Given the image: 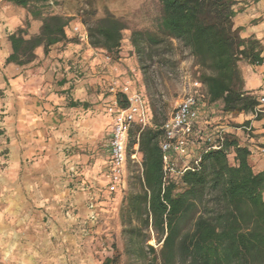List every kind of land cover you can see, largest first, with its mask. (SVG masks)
Returning a JSON list of instances; mask_svg holds the SVG:
<instances>
[{
  "label": "crops",
  "instance_id": "1",
  "mask_svg": "<svg viewBox=\"0 0 264 264\" xmlns=\"http://www.w3.org/2000/svg\"><path fill=\"white\" fill-rule=\"evenodd\" d=\"M241 1L235 26L242 28V37L263 39L264 0ZM76 3H47L52 5L47 11L72 18L66 29L69 41L53 45L48 54L38 47L36 59L20 66L7 62L9 35L27 19V37L38 34L42 21L26 8L0 0V256L9 264H105L121 236L124 191H108L113 117L106 107L114 97L108 91L110 80L123 73L117 67L122 64H115L123 58L107 60L108 51L90 45ZM130 69L140 80L137 68ZM243 75L248 90L260 89L262 81L249 87V73ZM222 117L227 122L221 127L241 144L247 140L244 130L226 125L228 119L250 120L251 141L264 143L262 124L250 114ZM198 137L196 133L192 148L201 152L205 143ZM250 160L256 171L264 169V151L255 150Z\"/></svg>",
  "mask_w": 264,
  "mask_h": 264
},
{
  "label": "trees",
  "instance_id": "2",
  "mask_svg": "<svg viewBox=\"0 0 264 264\" xmlns=\"http://www.w3.org/2000/svg\"><path fill=\"white\" fill-rule=\"evenodd\" d=\"M8 1L42 21L38 34L27 37V19L24 27L9 35L12 53L8 63L30 64L38 47L48 54L53 45L69 41L66 29L72 18L45 10L49 1L55 4L53 0ZM159 1L158 32H132L141 68H145L147 46L176 40L194 57L210 105L222 102L225 116L254 112L257 96L246 88L240 65L261 63L264 44L262 38L242 37V28L235 26L242 1ZM81 17L91 46L119 53L128 28L122 18L107 6L95 20L83 19V14ZM118 99L121 107H127L123 95ZM152 111L153 126H135L130 133L129 151L138 143L142 173L135 176L139 190L124 199L120 211L123 234L128 237L126 252L146 259L148 236L143 229L152 226L162 242L159 257L155 247L148 245L153 262L160 258L159 264H264V169H254L251 148L234 134L223 132L215 139V147L204 142L198 163L191 161V168L181 175L166 177L161 141L167 119L160 118L156 103ZM232 126H250V120ZM119 256L107 258L105 264H117Z\"/></svg>",
  "mask_w": 264,
  "mask_h": 264
},
{
  "label": "rangeland",
  "instance_id": "3",
  "mask_svg": "<svg viewBox=\"0 0 264 264\" xmlns=\"http://www.w3.org/2000/svg\"><path fill=\"white\" fill-rule=\"evenodd\" d=\"M54 5L61 6L64 4L65 0H53ZM76 10L79 17L83 14V19L95 20L96 18L103 15V8L107 6L113 13L118 17L122 18L128 28L123 33L122 46L119 51L120 53H110V59L112 61H118L120 57L123 61L118 62L117 66L119 72L123 70V73H119L122 77H130L134 85L137 87L144 86L142 89L143 93L146 95L151 108L153 103H156L159 109L160 118H168L173 112L176 103L180 100L186 92L192 88V82L199 80L198 76L200 69L195 65L194 57L191 55L188 48L184 47L180 42L173 40L172 43H163L157 46H147L145 53L143 55V66L144 70L141 68L139 63L138 54L134 45L132 44V32L134 30H149L152 32H158L157 25L161 17V5L159 0H75ZM252 1V0H251ZM48 5L46 3L45 10ZM243 7V5H238V8ZM84 11V13H82ZM264 44V38H263ZM114 65V66H115ZM131 66L136 67L138 71V76L141 75L140 80H137V75L131 73ZM242 73H249L248 76V86L258 85L261 82V69H255L253 65L246 62H242L240 65ZM252 73V74H250ZM135 86V87H136ZM203 92H206L203 89ZM103 95L107 96L106 92L103 91ZM4 98L3 94L0 93V99ZM206 102L209 104L208 100ZM221 107L219 103L215 105L213 111L207 113V117L201 119L197 124L196 133L199 134L200 141L204 142L208 134H215L218 132H225L221 127V123L227 122L225 118H218L222 115ZM108 113V112H107ZM229 123L226 125H235V121L230 119ZM1 122V118H0ZM1 126V125H0ZM134 128V127H133ZM253 137L254 134H252ZM260 136V135H259ZM248 142V140H245ZM255 150H259L257 147H264V143L258 142L257 139L254 142L249 143ZM255 145V146H254ZM257 146V147H256ZM196 150L193 149L192 154H195ZM231 162H234V156H229ZM190 158L187 159L189 161ZM191 164V162H190ZM184 162L182 160L175 161V166L177 169H182ZM142 173V163L130 162L128 166V177H127V188L124 191V199L131 193L137 192L139 188L135 184V176ZM123 201L121 207L123 205ZM120 207V211H121ZM120 215V214H119ZM120 226H121V236L118 241L112 243V248L108 251L110 252V257L113 258L116 254H120L117 264H159L160 258L156 262H153V253L148 248V245L154 246L158 257L159 251L162 246V242L157 239V234L154 232L152 226L149 228H144L143 233L148 237L146 251L147 258L139 259L137 256L127 253L125 250L127 243V235L123 234V223L120 215ZM105 259V260H106ZM0 264H9L0 256Z\"/></svg>",
  "mask_w": 264,
  "mask_h": 264
},
{
  "label": "built area",
  "instance_id": "4",
  "mask_svg": "<svg viewBox=\"0 0 264 264\" xmlns=\"http://www.w3.org/2000/svg\"><path fill=\"white\" fill-rule=\"evenodd\" d=\"M76 32L80 31L79 26L74 27ZM85 38L86 32L84 31ZM110 56L107 57V60ZM257 67H264V60L256 64ZM117 69H115L116 71ZM262 86L256 92L258 105L255 111L249 113L253 120L260 121L262 127V137L264 138V71H261ZM205 86L199 81L192 82V88L177 101L176 106L171 115L164 122L162 128L164 130V138L161 141V149L163 153L164 170L166 177H175L184 173L191 168L190 162L198 163L201 152L192 154V144L195 141L196 128L199 120L207 117L206 108L210 104L206 102L207 94L203 92ZM206 90V89H205ZM108 91L114 97L107 105L108 114L113 117L112 137L110 141L111 158H110V182L108 191L110 193L119 190L125 191L127 188L128 166L129 163H142V153L139 145L136 143L129 151L130 133L133 127L140 126L141 129L153 126V111L151 105L143 93L134 87V82L130 77H122L116 74L110 80ZM121 94L127 100V107H121L118 95ZM230 115V117H232ZM242 129L246 134L248 142L242 143L251 148L252 153L255 151L249 143L253 137V127L243 126ZM222 132L208 134L204 142H208L215 147V139L220 137ZM264 151V147L258 148ZM190 158L189 161L187 159ZM182 160L184 165L182 169H177L175 161ZM90 207L95 209L96 202L90 200ZM94 215L95 212L93 211Z\"/></svg>",
  "mask_w": 264,
  "mask_h": 264
}]
</instances>
